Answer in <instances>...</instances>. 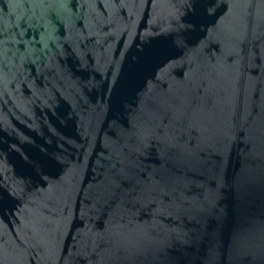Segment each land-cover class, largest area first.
<instances>
[{"label": "water", "instance_id": "1", "mask_svg": "<svg viewBox=\"0 0 264 264\" xmlns=\"http://www.w3.org/2000/svg\"><path fill=\"white\" fill-rule=\"evenodd\" d=\"M0 201V264H264V0H0Z\"/></svg>", "mask_w": 264, "mask_h": 264}, {"label": "snow or ice", "instance_id": "2", "mask_svg": "<svg viewBox=\"0 0 264 264\" xmlns=\"http://www.w3.org/2000/svg\"><path fill=\"white\" fill-rule=\"evenodd\" d=\"M189 2L191 3V6L193 7V9H196L197 6L201 3H211V4H215L216 0H189ZM206 11V10H205ZM193 16H196V13H193ZM193 24H196L197 21L195 19H193L192 21ZM180 38V35L177 34L176 36H170L169 39L170 41H172L173 44H175L176 40ZM53 163H55V161H53ZM3 208H2V201H0V212H2Z\"/></svg>", "mask_w": 264, "mask_h": 264}]
</instances>
